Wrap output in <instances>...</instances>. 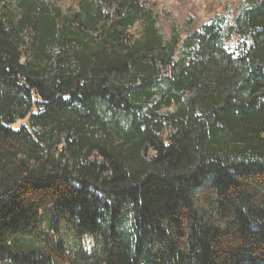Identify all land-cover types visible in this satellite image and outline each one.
<instances>
[{"label": "trees", "instance_id": "1", "mask_svg": "<svg viewBox=\"0 0 264 264\" xmlns=\"http://www.w3.org/2000/svg\"><path fill=\"white\" fill-rule=\"evenodd\" d=\"M0 264H264V0H0Z\"/></svg>", "mask_w": 264, "mask_h": 264}, {"label": "rangeland", "instance_id": "2", "mask_svg": "<svg viewBox=\"0 0 264 264\" xmlns=\"http://www.w3.org/2000/svg\"><path fill=\"white\" fill-rule=\"evenodd\" d=\"M63 8H67L71 0H52ZM158 15V26L166 39L174 32L182 38L199 29L208 19L225 16L233 19L239 12L240 0H142ZM139 32V28L133 31ZM176 105L165 107L162 114H170L176 110ZM28 124V120L18 121L15 127ZM93 241L87 237L83 241V247L91 251Z\"/></svg>", "mask_w": 264, "mask_h": 264}]
</instances>
